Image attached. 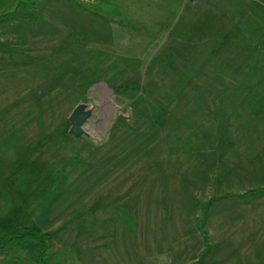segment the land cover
<instances>
[{
    "label": "rangeland",
    "instance_id": "1",
    "mask_svg": "<svg viewBox=\"0 0 264 264\" xmlns=\"http://www.w3.org/2000/svg\"><path fill=\"white\" fill-rule=\"evenodd\" d=\"M36 1L0 26V238L31 227L52 264H264V0ZM17 242L0 264H32Z\"/></svg>",
    "mask_w": 264,
    "mask_h": 264
},
{
    "label": "trees",
    "instance_id": "2",
    "mask_svg": "<svg viewBox=\"0 0 264 264\" xmlns=\"http://www.w3.org/2000/svg\"><path fill=\"white\" fill-rule=\"evenodd\" d=\"M41 19V12L38 10V3L36 0H18L15 5L0 10V24L15 22V21H29V22H39ZM123 27L131 28L135 31L140 32V34L147 35L150 37H155L156 32H152L149 29L141 28L132 24L129 21L119 22ZM264 188L257 190L255 193L260 191L262 193ZM200 227H203V216L198 219ZM20 242H32L35 241L39 244V253L37 256H31L30 262L32 264H52L50 259H48L45 251L47 250V242L43 237L33 228L17 224L13 229L7 231L0 238V250L7 246L11 241ZM20 242H17L20 245ZM3 243V244H1Z\"/></svg>",
    "mask_w": 264,
    "mask_h": 264
},
{
    "label": "water",
    "instance_id": "3",
    "mask_svg": "<svg viewBox=\"0 0 264 264\" xmlns=\"http://www.w3.org/2000/svg\"><path fill=\"white\" fill-rule=\"evenodd\" d=\"M91 114L92 110L85 104L77 105L69 116V121L71 123L69 134L74 138H82L86 134L84 125Z\"/></svg>",
    "mask_w": 264,
    "mask_h": 264
},
{
    "label": "crops",
    "instance_id": "4",
    "mask_svg": "<svg viewBox=\"0 0 264 264\" xmlns=\"http://www.w3.org/2000/svg\"><path fill=\"white\" fill-rule=\"evenodd\" d=\"M11 1H12V2L8 5V7H11V6L15 5V4H16L15 2L18 1V0H11ZM11 23H13V22L0 24V26H1V25H6V24H11Z\"/></svg>",
    "mask_w": 264,
    "mask_h": 264
},
{
    "label": "built area",
    "instance_id": "5",
    "mask_svg": "<svg viewBox=\"0 0 264 264\" xmlns=\"http://www.w3.org/2000/svg\"><path fill=\"white\" fill-rule=\"evenodd\" d=\"M82 1H84V2H88V1H90V0H82Z\"/></svg>",
    "mask_w": 264,
    "mask_h": 264
}]
</instances>
